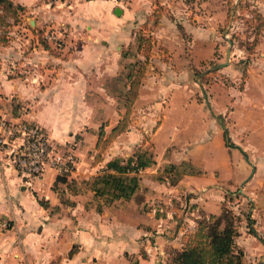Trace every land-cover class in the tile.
<instances>
[{
	"label": "crops",
	"instance_id": "crops-1",
	"mask_svg": "<svg viewBox=\"0 0 264 264\" xmlns=\"http://www.w3.org/2000/svg\"><path fill=\"white\" fill-rule=\"evenodd\" d=\"M12 1L21 7L20 22L0 29L9 39L7 43L0 39V117L38 123L55 142L74 140L78 133L84 137L82 141L96 136L82 114L102 109L87 99L92 91L90 78L117 74L122 44L131 38L134 22L149 15L152 0H131L125 7L112 0ZM50 24L65 25L63 47L48 43V50L40 42ZM190 26L193 54L185 61L203 63L216 58L215 52L223 53V44L214 39L212 23L202 29ZM31 43L33 49L28 53ZM182 44L178 56L184 59L186 43ZM234 52L228 64L226 55L218 57L232 84H218L217 98L210 91L211 108L204 110L198 102L203 88H198L192 69L176 73L175 87H161L160 94L167 93V100L151 106V110L165 112L152 134L156 164L141 175L146 209L141 195L135 193L130 200H120L99 212L81 194L69 193L67 183L58 181L54 169H46L31 181L11 167L0 169V264H169L168 248L183 245L186 218L192 212L219 214L226 193L234 190L235 181L241 184L245 179H250L244 194L252 203L250 215L259 237L249 232L239 241L240 227L236 242L244 251V264H264V53L253 54L244 88L239 89L236 85L243 72L236 62L242 60ZM26 62L41 66L40 81L25 78L20 69ZM11 68H18L23 76ZM17 108L27 112L16 114L12 110ZM221 115L223 122L218 118ZM225 130L232 148L226 145ZM181 143L189 144L183 146L185 152L172 159L165 156L166 148H178ZM78 150L72 176L89 179L95 167H82L89 149L80 145ZM181 161H189L200 173L185 174L176 184L155 177L164 162ZM69 195L72 202H64ZM157 200L174 214L168 219L165 211L168 227L157 237L164 254L151 247L148 238L158 221L159 214L155 216L152 208Z\"/></svg>",
	"mask_w": 264,
	"mask_h": 264
},
{
	"label": "rangeland",
	"instance_id": "rangeland-1",
	"mask_svg": "<svg viewBox=\"0 0 264 264\" xmlns=\"http://www.w3.org/2000/svg\"><path fill=\"white\" fill-rule=\"evenodd\" d=\"M235 9H237V13H234ZM150 11L149 15L146 16L147 18L143 17L142 20L134 22L131 38H128L122 44L120 49V69L117 74L103 76L99 79L90 78L92 91L87 94V99L96 106L100 105L102 109H88L83 111L82 114L88 119V125H91L92 130H95L96 136H89L82 141L84 137L78 133L74 140L58 142L62 151L73 147L75 152L78 153L80 145L89 149L85 153L82 167L89 169L92 166L95 167L92 176L89 179L73 178V174H71L59 182H66L69 193L72 195L81 194L80 196L95 206L99 212H103L105 207L116 206L120 200H126L108 201L104 196H96L92 189L94 178L106 170L107 163L110 160L120 158L126 163L130 157L137 159L138 153L145 152L155 157L156 145L152 139V134L161 124L165 112L164 109L151 110V106L157 101L163 102L167 100V93L160 94L162 92L161 87L164 85L167 86V89L175 87L176 73L178 74L184 69H192L198 88H203L202 93H199L198 102L203 104L204 110H206L211 108L210 91L214 92L217 98L219 96L217 93L218 84L225 83L227 87L231 86L230 83L232 84L230 80H227L229 79L227 74L222 72V66L218 64V57L227 56L226 48H231L230 58L235 51V56L242 60L236 62L243 72L242 79L236 85L239 89L244 88L247 70L252 63L253 54L257 53L258 50H262L264 53V0H152ZM19 16V14L17 18L9 16L6 19L8 21L4 25L5 28L3 30H6L9 25L12 26L15 22H20ZM207 22L214 25V39L223 44V53L215 52L216 58L203 63L195 64L185 61L187 58L190 59L193 54L192 46L189 44L192 37L190 24H196L202 29ZM232 24L234 25L233 29H231ZM22 33H26V31ZM0 39H2L1 42L3 43L9 41L6 35L1 32ZM183 41L186 43L187 52L184 53L186 57L181 59L178 54L180 55L179 50H182ZM32 44H30L31 47L28 53L33 49ZM147 59L149 61L145 65V69L139 77V84L136 87L137 96L130 104V98H132L130 90L134 78L129 79V74L132 71L137 73L141 64ZM227 61L225 60L226 64H228ZM33 64L32 62L30 64L26 62L21 66L20 71L31 70ZM11 70H17L18 75L23 76L22 73H19L18 68H11ZM41 73H43L42 69ZM99 83L102 85L101 88ZM177 85H179L178 82ZM221 98L220 96L218 99L220 102H222ZM128 108L130 109L128 129L113 136V129L126 114ZM12 111L16 114L27 112L22 108ZM73 112L75 111L72 110ZM218 118L222 122L225 120L222 115L218 116ZM227 137L226 145L230 148L234 147L233 142L228 140ZM100 139L101 143H99ZM98 144L104 148H98ZM182 144L178 148L174 146L166 148L165 156L169 158L185 152L186 149L183 146L189 144L184 143L183 146ZM79 159L83 160L81 155ZM172 165H176L177 169L171 168ZM151 167H155V164L139 170L137 173L140 181L139 188L135 193L141 195L143 209H146L147 204L142 176L146 169L148 170ZM154 173H156L155 177L158 180L166 181L170 179L176 184L185 174H198L200 172L189 161H181L178 163L164 162L158 171ZM249 180L245 179L241 184H237L235 181L234 187H232L234 190H229L226 193L225 200L222 202L221 212L224 208L231 210L239 218L237 220L238 227H243L239 241L243 240L244 235L250 232V229L247 230L245 228H249L247 225L249 224L248 216L251 217L253 206L248 201V196L244 194V186ZM64 197V202H72L71 195ZM152 208L155 216L159 214L157 218L162 217V214L166 211L161 200L154 202ZM160 208L163 211H159ZM168 212L171 216H168V219L174 218L173 212ZM168 212L166 211L167 214ZM158 224L159 221H157L155 230L148 235V238L151 247L162 253L157 242V237L160 236V234H157ZM237 246L240 248L238 244ZM175 252L174 249L168 248L166 259L169 264L172 262Z\"/></svg>",
	"mask_w": 264,
	"mask_h": 264
},
{
	"label": "trees",
	"instance_id": "trees-1",
	"mask_svg": "<svg viewBox=\"0 0 264 264\" xmlns=\"http://www.w3.org/2000/svg\"><path fill=\"white\" fill-rule=\"evenodd\" d=\"M19 10L21 7L15 5L12 0H0V29L5 28L4 25H6L8 21L6 19L9 16L17 18ZM41 43L45 49L51 50L46 41L42 39ZM148 61L147 59L141 64L137 73L132 71L129 74V79L134 78L130 90L132 95L130 104L137 96L136 87L139 84V77ZM129 112L130 109L128 108L126 114L113 129V136L128 129ZM225 135L227 137V130H225ZM99 143H101V139ZM99 147L104 148L98 144ZM153 164H156L155 157L147 152L138 153L137 159L130 157L126 163L120 158L112 159L107 163L106 170L94 178L92 189L96 196H104L108 201L130 199L139 188L138 171ZM171 168L177 169V166L172 165ZM64 178V176H58V181H62ZM168 180L171 184H175L170 179ZM41 203L47 206L44 201ZM238 219L231 210L226 208L222 210L221 214L204 216L198 221L194 231L185 234L183 245L180 250H175V255L170 264H244V251L238 248L236 242L239 236ZM248 222L250 233L259 237L258 232L253 227L254 220L250 216H248Z\"/></svg>",
	"mask_w": 264,
	"mask_h": 264
},
{
	"label": "built area",
	"instance_id": "built-area-1",
	"mask_svg": "<svg viewBox=\"0 0 264 264\" xmlns=\"http://www.w3.org/2000/svg\"><path fill=\"white\" fill-rule=\"evenodd\" d=\"M70 1L81 0H49V3L64 4ZM112 1L118 6L125 7L131 0ZM235 12L237 13V9L234 10ZM233 28L232 24L231 29ZM66 33L65 25L50 24L41 34V38L60 48L66 44ZM41 69L39 64L34 63L31 70H22V72L27 80L38 82L42 76ZM59 146V143L52 140L46 129L38 123L15 122L0 117V169L11 167L25 181L41 177L48 168L54 169L58 176H69L77 169L75 149L69 147L62 151ZM159 211L163 209L160 208ZM163 214L158 218L157 234L163 233L168 227L167 217ZM202 218L203 216L192 212L186 218L188 225L183 231L186 234L194 231Z\"/></svg>",
	"mask_w": 264,
	"mask_h": 264
},
{
	"label": "water",
	"instance_id": "water-1",
	"mask_svg": "<svg viewBox=\"0 0 264 264\" xmlns=\"http://www.w3.org/2000/svg\"><path fill=\"white\" fill-rule=\"evenodd\" d=\"M119 10V12H121L122 10L120 8L117 9V11ZM230 55H231V48L229 47L228 50H227V58H228V61L230 59ZM245 156L247 157V155L245 154Z\"/></svg>",
	"mask_w": 264,
	"mask_h": 264
}]
</instances>
